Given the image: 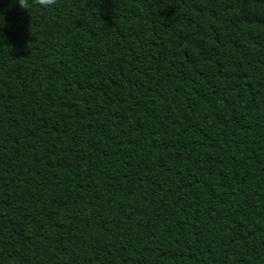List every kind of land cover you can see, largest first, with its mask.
<instances>
[{"label": "trees", "instance_id": "obj_1", "mask_svg": "<svg viewBox=\"0 0 264 264\" xmlns=\"http://www.w3.org/2000/svg\"><path fill=\"white\" fill-rule=\"evenodd\" d=\"M0 264H264V0H2Z\"/></svg>", "mask_w": 264, "mask_h": 264}, {"label": "clouds", "instance_id": "obj_2", "mask_svg": "<svg viewBox=\"0 0 264 264\" xmlns=\"http://www.w3.org/2000/svg\"><path fill=\"white\" fill-rule=\"evenodd\" d=\"M10 2L20 9L29 12L33 7H39L41 9L50 8L56 3V0H10Z\"/></svg>", "mask_w": 264, "mask_h": 264}]
</instances>
